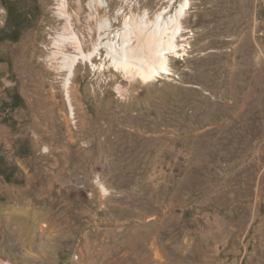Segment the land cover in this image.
<instances>
[{
  "label": "rangeland",
  "instance_id": "rangeland-1",
  "mask_svg": "<svg viewBox=\"0 0 264 264\" xmlns=\"http://www.w3.org/2000/svg\"><path fill=\"white\" fill-rule=\"evenodd\" d=\"M6 1L0 106L20 99L0 110V251L17 264H264V0H102L94 21L89 0H12L14 37ZM64 4L81 41L63 46L78 58L69 89L53 54ZM185 5L159 78L95 53Z\"/></svg>",
  "mask_w": 264,
  "mask_h": 264
},
{
  "label": "bare ground",
  "instance_id": "bare-ground-1",
  "mask_svg": "<svg viewBox=\"0 0 264 264\" xmlns=\"http://www.w3.org/2000/svg\"><path fill=\"white\" fill-rule=\"evenodd\" d=\"M186 5L181 6L177 14L168 20H165L164 15L161 14L153 21L143 17L138 21L126 23L123 32L118 35L120 44L110 40L101 43L100 39L93 49L95 53L104 50L107 58L111 60L112 66L125 73L136 75L144 81L159 78L161 74H166L168 54L177 50L176 38L181 31L180 19L185 13ZM88 8L90 9L88 20L94 21L93 11L97 12L99 9H103L104 4L102 0H89ZM80 11H83V8L79 1L77 21L80 20L82 14ZM59 16L64 19L65 25L62 31L63 35L58 37L54 43L58 52L53 54L54 57H60V67L68 73L66 88L69 89L78 58L66 55L63 46L70 42L79 47L81 41L74 30L72 17L65 4L61 6ZM109 28L110 23L106 19L98 23V32L105 33V37L109 35ZM92 56L93 54H90L89 58ZM16 258V253L0 251V264H17Z\"/></svg>",
  "mask_w": 264,
  "mask_h": 264
},
{
  "label": "trees",
  "instance_id": "trees-1",
  "mask_svg": "<svg viewBox=\"0 0 264 264\" xmlns=\"http://www.w3.org/2000/svg\"><path fill=\"white\" fill-rule=\"evenodd\" d=\"M12 10H15V9H11L10 11L7 9V19H8V22L11 23L12 25V29L9 31L10 32L9 35L14 37L17 35L18 30L20 28L21 18L18 12H13ZM9 97L11 100L10 103L3 102L0 106V110L4 109V110L13 111L19 107V105H17L16 103L17 100L20 99L19 94L16 92H13ZM3 122H7V118L6 119L4 118Z\"/></svg>",
  "mask_w": 264,
  "mask_h": 264
},
{
  "label": "flooded vegetation",
  "instance_id": "flooded-vegetation-1",
  "mask_svg": "<svg viewBox=\"0 0 264 264\" xmlns=\"http://www.w3.org/2000/svg\"><path fill=\"white\" fill-rule=\"evenodd\" d=\"M3 7L5 9L6 15H7V9L10 11L11 9H15L13 1L7 0L5 4H3ZM13 12H17L16 10H12Z\"/></svg>",
  "mask_w": 264,
  "mask_h": 264
}]
</instances>
